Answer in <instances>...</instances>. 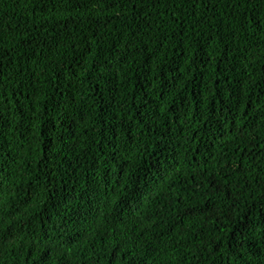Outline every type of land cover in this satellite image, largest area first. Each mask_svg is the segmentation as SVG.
<instances>
[{
    "label": "trees",
    "instance_id": "trees-1",
    "mask_svg": "<svg viewBox=\"0 0 264 264\" xmlns=\"http://www.w3.org/2000/svg\"><path fill=\"white\" fill-rule=\"evenodd\" d=\"M0 264H264V0H0Z\"/></svg>",
    "mask_w": 264,
    "mask_h": 264
},
{
    "label": "bare ground",
    "instance_id": "bare-ground-1",
    "mask_svg": "<svg viewBox=\"0 0 264 264\" xmlns=\"http://www.w3.org/2000/svg\"><path fill=\"white\" fill-rule=\"evenodd\" d=\"M162 224V223H161Z\"/></svg>",
    "mask_w": 264,
    "mask_h": 264
}]
</instances>
